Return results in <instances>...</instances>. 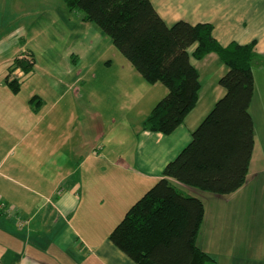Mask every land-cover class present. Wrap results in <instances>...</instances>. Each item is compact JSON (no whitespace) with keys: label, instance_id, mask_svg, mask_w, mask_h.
I'll use <instances>...</instances> for the list:
<instances>
[{"label":"crops","instance_id":"0c3cea01","mask_svg":"<svg viewBox=\"0 0 264 264\" xmlns=\"http://www.w3.org/2000/svg\"><path fill=\"white\" fill-rule=\"evenodd\" d=\"M151 1L169 24L211 23L222 45L256 40V51L264 56V0ZM71 12L64 0H39L38 5L32 0H0V200L13 207L11 213L0 207V264H133L110 240V233L163 177L166 165L192 141L193 131L226 93L219 80L228 67L220 56L212 52L192 58L202 84L198 103L182 124L164 134L143 130V122L168 94L167 86L147 82L126 59L117 64L110 59L101 75L93 72L84 96L79 85L91 69L75 72L67 68L72 61L59 65L65 70L62 78L40 71L36 63L20 78V89L13 91L6 77L19 54L17 29L33 21L40 24L45 17L48 35L62 41L67 31L74 32L71 26L81 24L80 14ZM81 37L89 40V35ZM19 39L24 37L20 34ZM63 54L79 58L77 48ZM97 97L103 103H94ZM253 156L244 186L213 197V210L204 202L198 244L216 264L225 256L220 258L212 249L225 247L229 231L235 230L234 237L243 228L254 234L264 225V153L258 163ZM252 241L240 244L241 252L247 249L252 259L231 260L253 264L263 259L249 253Z\"/></svg>","mask_w":264,"mask_h":264},{"label":"trees","instance_id":"16d2710c","mask_svg":"<svg viewBox=\"0 0 264 264\" xmlns=\"http://www.w3.org/2000/svg\"><path fill=\"white\" fill-rule=\"evenodd\" d=\"M64 2L84 21L99 25L148 82L167 86L168 94L144 119L145 131L170 134L196 107L202 84L192 58L215 52L228 67L219 80L224 96L193 131L192 141L166 165L163 177L130 206L109 236L133 264H216L198 244L204 202L179 187L228 195L246 183L255 147L250 106L257 41L222 45L213 24H169L151 0ZM19 66L27 73L34 69V63L18 58L11 63L6 83L13 91L21 87L12 77Z\"/></svg>","mask_w":264,"mask_h":264},{"label":"rangeland","instance_id":"374dc122","mask_svg":"<svg viewBox=\"0 0 264 264\" xmlns=\"http://www.w3.org/2000/svg\"><path fill=\"white\" fill-rule=\"evenodd\" d=\"M33 4L38 5L39 0H32ZM76 11H72L74 15L78 16ZM32 17V16H31ZM30 17V18H31ZM48 20L45 17H42L41 23L36 24L34 21L32 24H26L24 27L18 28L16 31V51L18 54L17 58L22 61H29V63L39 62V69L42 72H48L51 77H60L62 78L65 74V70L61 68L59 65H62L66 62H71L68 65V69L75 70V72L81 71L83 74L89 73L84 77V83H80V87L84 88L83 96L87 93V89L89 87V82L91 81V76H93V72H97L98 75L103 73L104 69L109 67L106 65V62L110 59L114 61L115 64L120 61V59H126L129 65L132 67L135 66L128 60L119 49L113 44L112 39L109 35H107L100 27L94 22L84 21L80 16L81 24L75 23L71 26V31H67L63 29V32H66V35L62 41L58 40V38H52V36L48 35V29L44 27L47 25ZM84 23H90L89 25H85ZM95 27V28H93ZM46 29V30H45ZM80 32L81 36L89 35V40L83 39L76 32ZM99 31L101 33L100 37L94 38L93 32ZM20 34L24 37V40L20 42ZM104 35V36H103ZM46 52L44 50V47ZM70 48H77L79 51V58L77 61L71 60V58H66L63 54V51L68 50ZM34 54H33V52ZM118 53L119 57H114V53ZM42 57V60L40 59ZM122 64V63H120ZM106 65V66H105ZM53 66V69L51 68ZM253 70L255 75V91L252 100V104L250 106V112L254 119L255 124V149L253 156V163H258L261 160V155L264 153V56L259 55V57L253 62ZM137 71V70H136ZM27 72L22 66H19L12 74V77H16L19 80L25 75ZM28 74V73H27ZM106 74H110L107 72ZM39 75V74H38ZM48 76V77H49ZM111 78V77H110ZM39 80V79H37ZM35 81V80H33ZM103 82V81H102ZM148 82V81H147ZM106 88L108 87L107 83H104ZM100 85L102 87V83L100 81ZM108 93V92H107ZM106 98H110V94L104 95ZM111 99V98H110ZM97 103H103V99L99 97L95 98ZM112 107L115 108V104L112 101ZM179 189L185 193L190 195H196L200 197L203 202H205L207 209L213 210L214 203L217 204V200L213 197H216V194L211 193H203L198 190H187L186 188L179 187ZM225 206V205H223ZM233 228H235L233 226ZM234 229L229 231V238L226 240L225 247L223 245H215L212 249V252L217 254L220 258L224 257L220 261V264H243L234 262L231 260L232 258L238 257H248L245 253L241 251L244 250L240 244L243 241H247L249 243V239H255L256 241L251 242L250 254L260 257H264V225H261L257 230H255L254 234L248 233L247 229H240L238 232L236 231V236L234 237ZM104 231H101V235H103ZM211 230L208 229L207 236H210ZM205 233V230H204ZM239 234V237L237 238ZM213 240V239H212ZM216 241V240H215ZM219 250L221 254H219ZM233 254V257L227 256L229 254ZM235 255V256H234ZM249 259H252L248 257ZM245 264H252L251 261H247ZM253 264H264V258H259Z\"/></svg>","mask_w":264,"mask_h":264},{"label":"built area","instance_id":"2783aa9c","mask_svg":"<svg viewBox=\"0 0 264 264\" xmlns=\"http://www.w3.org/2000/svg\"><path fill=\"white\" fill-rule=\"evenodd\" d=\"M0 207H2L7 213H11L13 211V207L7 206L0 200Z\"/></svg>","mask_w":264,"mask_h":264},{"label":"bare ground","instance_id":"6f19581e","mask_svg":"<svg viewBox=\"0 0 264 264\" xmlns=\"http://www.w3.org/2000/svg\"><path fill=\"white\" fill-rule=\"evenodd\" d=\"M65 3V2H64Z\"/></svg>","mask_w":264,"mask_h":264}]
</instances>
